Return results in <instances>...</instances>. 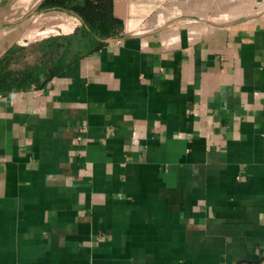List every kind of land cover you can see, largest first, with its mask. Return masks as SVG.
<instances>
[{
	"label": "crops",
	"instance_id": "0c3cea01",
	"mask_svg": "<svg viewBox=\"0 0 264 264\" xmlns=\"http://www.w3.org/2000/svg\"><path fill=\"white\" fill-rule=\"evenodd\" d=\"M0 3V59L81 21ZM119 36L0 95V264H264V0H113Z\"/></svg>",
	"mask_w": 264,
	"mask_h": 264
},
{
	"label": "trees",
	"instance_id": "16d2710c",
	"mask_svg": "<svg viewBox=\"0 0 264 264\" xmlns=\"http://www.w3.org/2000/svg\"><path fill=\"white\" fill-rule=\"evenodd\" d=\"M40 11L75 15L81 26L71 35L13 47L0 59V95L41 89L80 58L121 34L113 0H43Z\"/></svg>",
	"mask_w": 264,
	"mask_h": 264
},
{
	"label": "water",
	"instance_id": "95a60500",
	"mask_svg": "<svg viewBox=\"0 0 264 264\" xmlns=\"http://www.w3.org/2000/svg\"><path fill=\"white\" fill-rule=\"evenodd\" d=\"M2 1H4V0H0V3H1Z\"/></svg>",
	"mask_w": 264,
	"mask_h": 264
},
{
	"label": "rangeland",
	"instance_id": "374dc122",
	"mask_svg": "<svg viewBox=\"0 0 264 264\" xmlns=\"http://www.w3.org/2000/svg\"><path fill=\"white\" fill-rule=\"evenodd\" d=\"M9 1V0H6V2Z\"/></svg>",
	"mask_w": 264,
	"mask_h": 264
}]
</instances>
